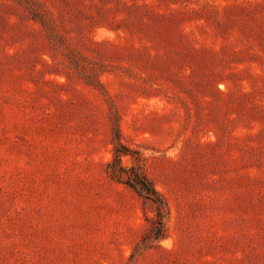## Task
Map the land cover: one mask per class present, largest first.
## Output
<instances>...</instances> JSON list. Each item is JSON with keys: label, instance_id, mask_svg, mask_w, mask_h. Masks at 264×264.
<instances>
[{"label": "rangeland", "instance_id": "obj_1", "mask_svg": "<svg viewBox=\"0 0 264 264\" xmlns=\"http://www.w3.org/2000/svg\"><path fill=\"white\" fill-rule=\"evenodd\" d=\"M0 264H264V0H0Z\"/></svg>", "mask_w": 264, "mask_h": 264}, {"label": "trees", "instance_id": "obj_2", "mask_svg": "<svg viewBox=\"0 0 264 264\" xmlns=\"http://www.w3.org/2000/svg\"><path fill=\"white\" fill-rule=\"evenodd\" d=\"M25 6L28 7V9L31 12H36L35 9H33L31 5L25 4ZM37 14L38 13H35V18L40 20L42 25L46 26L47 25L46 21ZM112 175L115 178H118L121 176L120 173H117L116 171H113ZM129 184L132 187L138 188L142 192L146 193L149 197L154 196L155 197L154 201L161 205V201L159 199H157V197H156V194H157L156 191H154V189L149 187V184L144 177L140 176L139 174H135V177L130 179Z\"/></svg>", "mask_w": 264, "mask_h": 264}]
</instances>
